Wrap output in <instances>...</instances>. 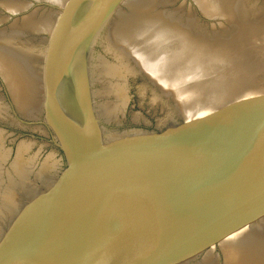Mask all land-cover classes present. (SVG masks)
Listing matches in <instances>:
<instances>
[{
	"label": "water",
	"instance_id": "obj_1",
	"mask_svg": "<svg viewBox=\"0 0 264 264\" xmlns=\"http://www.w3.org/2000/svg\"><path fill=\"white\" fill-rule=\"evenodd\" d=\"M0 264H264V0H0Z\"/></svg>",
	"mask_w": 264,
	"mask_h": 264
}]
</instances>
